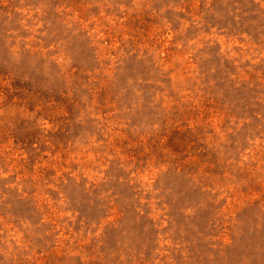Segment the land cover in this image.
I'll use <instances>...</instances> for the list:
<instances>
[{
    "label": "rangeland",
    "instance_id": "374dc122",
    "mask_svg": "<svg viewBox=\"0 0 264 264\" xmlns=\"http://www.w3.org/2000/svg\"><path fill=\"white\" fill-rule=\"evenodd\" d=\"M0 264H264V0H0Z\"/></svg>",
    "mask_w": 264,
    "mask_h": 264
}]
</instances>
